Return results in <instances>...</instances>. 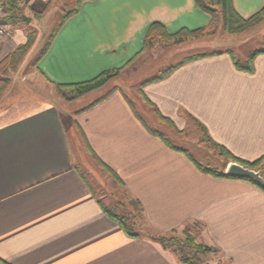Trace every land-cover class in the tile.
I'll list each match as a JSON object with an SVG mask.
<instances>
[{
    "label": "crops",
    "instance_id": "0c3cea01",
    "mask_svg": "<svg viewBox=\"0 0 264 264\" xmlns=\"http://www.w3.org/2000/svg\"><path fill=\"white\" fill-rule=\"evenodd\" d=\"M231 1L244 19L264 7V0ZM55 2L58 7L63 0ZM77 6L51 36H38L18 66L14 76L26 70L31 84L12 80V86L27 99L0 111V264H182L173 250L128 236L104 212L82 171L79 158L85 155L112 183L99 161L119 177L155 235L199 226L202 243L216 249L222 264H264L263 190L247 180L202 173L187 149L164 136L169 146L163 133L150 128L123 89L74 113L64 104L95 91L67 102L57 90L144 63L153 23L175 34L212 29L216 19L194 0H77ZM15 27L13 37H0V63L27 42L29 31ZM34 82L60 99L33 96ZM143 93L171 121L168 128L181 130L195 120L232 157L252 163L264 156V55L256 57L252 73L238 70L229 55L202 59ZM209 264H217L214 257Z\"/></svg>",
    "mask_w": 264,
    "mask_h": 264
},
{
    "label": "rangeland",
    "instance_id": "374dc122",
    "mask_svg": "<svg viewBox=\"0 0 264 264\" xmlns=\"http://www.w3.org/2000/svg\"><path fill=\"white\" fill-rule=\"evenodd\" d=\"M55 4V0H51L49 2L42 3L39 8L35 9V11H24L25 17L31 19L33 24L27 26L26 23H22L18 26H23L27 29V31H29V33L36 32V40L39 35L41 36V39L51 36L55 28H57L61 24L62 20L65 19V16L69 15L78 8L77 0H63L62 5H59L58 7H56ZM213 7L217 9L216 20L211 29L214 31L213 35H203L199 38H189L179 44H174L172 41L167 42L162 39H157V42L153 46L148 45L144 63L131 68L129 67L128 70L121 72V74L115 78L113 82L96 90L87 98L79 100V102H75L73 104L64 105L67 106L68 110L74 113L83 107L91 106L108 93L114 91L116 88L123 89L133 102L136 111L142 116V118L145 119L151 129L163 133L162 135L167 137L176 146L187 149L194 159L202 164L203 167L224 171L227 161L226 156H224L222 150L210 141L206 132L203 131L199 123L195 120H190L186 127L181 130L168 128V125L165 122H162L157 118L154 110L147 104L143 103V99H140L141 96L139 94V90L143 83L159 76L167 69L189 57L211 54L214 52L231 51L234 53L237 61L244 62V60L248 59L252 52L264 50V22L260 26L249 29L242 34L230 35L224 31L220 9L214 5ZM40 45L43 47L42 44ZM41 47L31 54L29 61H32L35 58L37 59L40 54ZM18 68L20 67H17L14 70L12 67L9 69L4 67V70L0 73V77L10 79V84L4 91L2 99L6 95L8 96L4 104L1 105L0 111L5 108L4 105H8V103H11V108H13L18 103L15 102L19 98L27 99L24 98L25 92L23 93V91L17 90L12 86V80L15 84L16 82L31 84L30 79H28L25 75L27 73H24L26 70L21 72L23 73V76L21 73L14 76ZM33 84L32 86L36 91L32 92L33 96L40 93L42 99L45 97H47L49 101H57L60 99V95H58L57 92L55 93V90L51 87H44L42 85L39 86L37 82H34ZM133 88H137L136 90L138 91L140 97L138 96L137 91ZM33 99L34 98H32V100ZM20 100L21 99H19V101ZM28 100H30V98ZM29 105L30 103H28V106ZM72 127L74 128V126ZM74 151L75 154L78 153L76 148ZM85 158L86 161H84ZM79 162L81 164L82 171L87 172L89 175V181L95 186L98 197L101 198L106 207L114 209L116 213L120 215L130 217L131 221H136L138 226L135 227L133 225V227L135 228V231L141 235V237H146V233L154 234L147 227L145 220L142 218L143 215L140 208L136 206L135 202L126 195V192H124L123 185L117 183L113 178L114 183H112L109 179H107V177L102 175L96 163L89 155H85L84 157L81 156V158H79ZM194 231L199 235L197 240L198 243H202L201 228L196 226L194 227ZM177 236L183 239V235L178 234ZM202 244L206 245L204 243ZM212 257H214L215 263L217 262V264H222L221 260L218 258L217 252L200 254L198 258L202 264H209Z\"/></svg>",
    "mask_w": 264,
    "mask_h": 264
},
{
    "label": "trees",
    "instance_id": "16d2710c",
    "mask_svg": "<svg viewBox=\"0 0 264 264\" xmlns=\"http://www.w3.org/2000/svg\"><path fill=\"white\" fill-rule=\"evenodd\" d=\"M194 1L196 2V4L201 10L209 13L213 19H216V16H217V9L213 7V5L218 7L222 14L224 31L230 35L242 34L249 29L260 26L264 22V7L257 14L253 15L252 17L248 19H244L237 14L235 9L233 8L231 0H194ZM6 2L9 6V12H10L9 20L14 24V26L25 23L26 21H25L24 8L20 6V0H6ZM77 10L78 8L74 12L67 15L65 18L67 19L69 16L75 14ZM213 34H214V31L208 28L199 29L196 31H188L184 29V30L179 31L178 33L170 34L167 32L164 25L160 23H153L152 25H150L147 31V34H146L145 49H147L148 45L153 46L157 42V39H162L163 41H167V42L172 41L174 44H179V43H182L188 40L189 38H199L203 35H213ZM35 41H36V32H30L28 34L26 44L20 46L13 54L8 56L6 59H4L0 63V73L2 72V70H4V67H7L8 69L12 67V69L15 70L22 63L26 55L29 53ZM221 55H229L232 58L234 65L238 70L243 71V72L252 73L254 71V61L256 57L260 55H264V50H257V51L252 52L249 55L248 59L244 62L237 61L234 53L231 51L214 52L211 54H202V55H196L193 57H189L185 59L184 61L176 64L175 66L167 69L166 71L161 73L159 76L143 83L139 90V94L140 96H142L145 103L154 110L158 119H160L163 122L171 124V121L163 117L161 113L159 112V110L145 97L143 93V89L148 85L158 83V82L168 79L176 70H178L179 68L187 64L197 62L202 59L215 57V56H221ZM122 71H123V68L105 71L89 81H85V82L78 83V84H71V85H58L57 90L67 102H72L82 96H85L89 93H92L104 87L110 81L117 78L121 74ZM9 84H10V79L0 77V101L2 99L4 91L9 86ZM112 92L108 93L106 96H104L99 101L107 98ZM201 128L205 132V129L202 126ZM160 138H162V140L170 146V144L168 143V141L165 139L163 135L160 136ZM178 151L187 154V156L191 158L190 153L188 151H184L182 149H178ZM222 153L224 154V156H226L229 162L231 161L238 162L244 165L245 167H249V168L256 169V170L262 169L263 176H264V156L255 162L247 163V162H243V161H240L232 157L225 150H223ZM191 160L193 159L191 158ZM193 162L196 164L199 170L204 174L213 175L215 177L229 178L226 175H224V171H218L215 169L203 167L202 165L196 163L194 160ZM99 165L102 167L104 171L109 173L112 176V178L116 180L117 183H119V177L115 173L110 171L100 161H99ZM247 181L259 187L256 183L250 180H247ZM260 189L264 191V189L262 188ZM135 205L139 207L137 203H135ZM102 207H103L104 212L110 218L116 221L122 227V229L128 236L133 237V238L141 237V235L137 233L135 231V228L133 227V225L135 227L138 226L136 221L134 220L131 221L130 217L125 216V215H120L116 213L114 209L106 207V205H102ZM178 234L183 235V239L177 236ZM146 237L160 242L165 248L173 250L178 256L180 255L179 258L182 264H202V262L198 258L200 254H208V253L216 252L215 248L208 247L206 245H203L202 243H198L197 240H198L199 235L198 233L194 231V227H190V228L187 227L180 233H178V231H174L171 235H168V236L146 233Z\"/></svg>",
    "mask_w": 264,
    "mask_h": 264
},
{
    "label": "water",
    "instance_id": "95a60500",
    "mask_svg": "<svg viewBox=\"0 0 264 264\" xmlns=\"http://www.w3.org/2000/svg\"><path fill=\"white\" fill-rule=\"evenodd\" d=\"M25 21L30 23L31 19L25 17ZM224 175L234 179L250 180L256 183L260 188L264 189V176L262 169H252L245 167L238 162L231 161L226 165Z\"/></svg>",
    "mask_w": 264,
    "mask_h": 264
},
{
    "label": "built area",
    "instance_id": "2783aa9c",
    "mask_svg": "<svg viewBox=\"0 0 264 264\" xmlns=\"http://www.w3.org/2000/svg\"><path fill=\"white\" fill-rule=\"evenodd\" d=\"M46 0H20V6L24 9L29 8L33 3H42ZM10 12L6 0H0V37L11 38L15 33V26L9 20Z\"/></svg>",
    "mask_w": 264,
    "mask_h": 264
}]
</instances>
